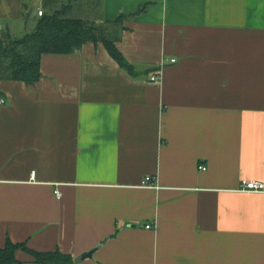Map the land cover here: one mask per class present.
I'll list each match as a JSON object with an SVG mask.
<instances>
[{
    "label": "crops",
    "instance_id": "crops-1",
    "mask_svg": "<svg viewBox=\"0 0 264 264\" xmlns=\"http://www.w3.org/2000/svg\"><path fill=\"white\" fill-rule=\"evenodd\" d=\"M48 1L65 2L0 0V40L32 32ZM100 3L101 21L126 17L135 76L88 42L43 55L33 86L0 80V249L264 264V191L240 190L264 184V0Z\"/></svg>",
    "mask_w": 264,
    "mask_h": 264
},
{
    "label": "trees",
    "instance_id": "trees-1",
    "mask_svg": "<svg viewBox=\"0 0 264 264\" xmlns=\"http://www.w3.org/2000/svg\"><path fill=\"white\" fill-rule=\"evenodd\" d=\"M100 4V0H65L56 6L46 2L44 6L51 10L39 16L32 32L19 39L4 36L0 40V80L20 81L33 86L42 76L43 55L75 53L88 42L104 44L118 65L135 76L134 66L117 47L126 17L115 22L101 21ZM19 250L28 252L39 264L73 263L70 255L60 251L40 253L8 240L6 247L0 249V264H19L16 258Z\"/></svg>",
    "mask_w": 264,
    "mask_h": 264
},
{
    "label": "built area",
    "instance_id": "built-area-1",
    "mask_svg": "<svg viewBox=\"0 0 264 264\" xmlns=\"http://www.w3.org/2000/svg\"><path fill=\"white\" fill-rule=\"evenodd\" d=\"M43 12L44 11L42 9H39L38 15L42 16ZM173 61H175V60H173ZM151 80L157 81V80H159V76H153L151 78ZM5 103H6V100L4 98H1L0 104H5ZM201 169L205 170L206 168H205V166H202ZM30 180H31V182H34L36 180V171H32ZM150 181H151V178L147 177L146 180L143 182V185L148 186V187L152 186L150 184ZM240 190L244 191V192H261V191H264V184L262 182H259V181L244 180L241 184ZM56 195L58 197H60V193L58 191H56ZM146 227L152 228V225H147Z\"/></svg>",
    "mask_w": 264,
    "mask_h": 264
},
{
    "label": "water",
    "instance_id": "water-1",
    "mask_svg": "<svg viewBox=\"0 0 264 264\" xmlns=\"http://www.w3.org/2000/svg\"><path fill=\"white\" fill-rule=\"evenodd\" d=\"M93 253H94V250L89 251V252H87V253H85V254H82V255L79 256L75 261H76L77 263H81V262H83L84 260H86V259H88V258H91V257L93 256Z\"/></svg>",
    "mask_w": 264,
    "mask_h": 264
}]
</instances>
